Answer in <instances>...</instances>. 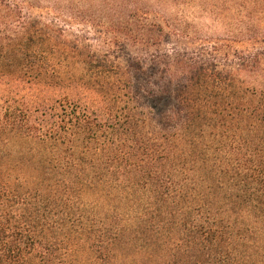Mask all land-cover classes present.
<instances>
[{
    "label": "trees",
    "instance_id": "16d2710c",
    "mask_svg": "<svg viewBox=\"0 0 264 264\" xmlns=\"http://www.w3.org/2000/svg\"><path fill=\"white\" fill-rule=\"evenodd\" d=\"M41 1L0 0V264H264V0H100L112 43ZM187 10L230 36L164 47Z\"/></svg>",
    "mask_w": 264,
    "mask_h": 264
},
{
    "label": "rangeland",
    "instance_id": "374dc122",
    "mask_svg": "<svg viewBox=\"0 0 264 264\" xmlns=\"http://www.w3.org/2000/svg\"><path fill=\"white\" fill-rule=\"evenodd\" d=\"M60 2L62 7L63 15L62 20L66 23L67 27L72 30H84L91 34L92 36H100V40L105 42H114V32L111 29H107L110 26V13L107 10L104 3L100 0H42L41 3L37 5L34 3L29 11L35 14H46L50 3L48 2ZM158 10H153L148 14L150 19L160 21L164 25V16L167 17L168 13L158 15ZM178 11H174L176 13ZM179 17H184V22L180 25V29L185 33H188L185 37H176L168 34L165 37L163 43L164 47L172 46L173 42L179 43L180 45L187 46L191 49L198 48L201 45H212L213 43H219L224 41V39L230 36L233 26L223 25L219 22L213 20L212 17H208L207 14H203L197 10H187L177 14ZM70 16H73L71 19ZM175 16V15H173ZM107 40V41H106ZM113 48L119 50L121 55L128 56L130 53L141 51V44H122L117 42V44L112 45ZM234 47L238 49L246 48V44H233ZM172 72H180L177 67H173ZM263 74L262 72H244L242 73L245 78L250 76H258ZM256 78V77H255ZM253 78V79H255ZM250 79V78H249ZM255 79V80H257ZM258 79V80H259ZM153 102V101H152ZM155 101L153 102V104ZM162 105V103L160 104ZM168 106V105H167ZM147 251H134V248L126 247L122 250L123 254H130L134 256L142 264H162L163 256L159 250ZM121 260V257H120Z\"/></svg>",
    "mask_w": 264,
    "mask_h": 264
}]
</instances>
